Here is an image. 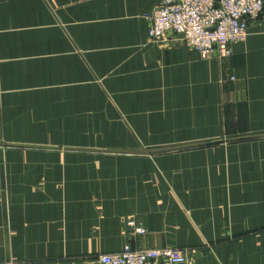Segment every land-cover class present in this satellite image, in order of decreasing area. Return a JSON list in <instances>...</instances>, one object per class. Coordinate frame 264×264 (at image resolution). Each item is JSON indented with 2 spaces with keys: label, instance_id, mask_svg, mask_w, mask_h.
I'll list each match as a JSON object with an SVG mask.
<instances>
[{
  "label": "crops",
  "instance_id": "crops-1",
  "mask_svg": "<svg viewBox=\"0 0 264 264\" xmlns=\"http://www.w3.org/2000/svg\"><path fill=\"white\" fill-rule=\"evenodd\" d=\"M163 1L0 0V264H264V12L201 58Z\"/></svg>",
  "mask_w": 264,
  "mask_h": 264
},
{
  "label": "built area",
  "instance_id": "built-area-1",
  "mask_svg": "<svg viewBox=\"0 0 264 264\" xmlns=\"http://www.w3.org/2000/svg\"><path fill=\"white\" fill-rule=\"evenodd\" d=\"M264 12V0H164L145 14L149 39L171 41L197 52L201 58L227 56L231 44L242 41L248 24ZM98 264H187L179 248H151L103 253Z\"/></svg>",
  "mask_w": 264,
  "mask_h": 264
},
{
  "label": "rangeland",
  "instance_id": "rangeland-1",
  "mask_svg": "<svg viewBox=\"0 0 264 264\" xmlns=\"http://www.w3.org/2000/svg\"><path fill=\"white\" fill-rule=\"evenodd\" d=\"M132 223V222H131ZM137 231H139V230H137ZM128 246V245H127ZM163 248H179V247H176V246H173V247H163ZM124 249V248H123ZM122 249V250H123ZM132 251H138V250H142V249H132V248H130ZM149 249H151V248H149ZM179 249H181L182 251H183V253H184V256H185V262H187V264H189V259H188V256H187V253H186V251L184 250V249H182V248H179ZM122 250H120V251H122ZM120 251H118V252H120ZM113 253H117V252H113ZM99 256V255H98ZM98 256H97V264H98Z\"/></svg>",
  "mask_w": 264,
  "mask_h": 264
}]
</instances>
